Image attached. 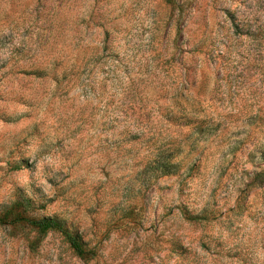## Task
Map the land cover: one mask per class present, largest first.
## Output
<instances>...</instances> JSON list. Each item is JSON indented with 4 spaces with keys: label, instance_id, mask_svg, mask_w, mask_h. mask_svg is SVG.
Masks as SVG:
<instances>
[{
    "label": "rangeland",
    "instance_id": "rangeland-1",
    "mask_svg": "<svg viewBox=\"0 0 264 264\" xmlns=\"http://www.w3.org/2000/svg\"><path fill=\"white\" fill-rule=\"evenodd\" d=\"M0 264H264V0H0Z\"/></svg>",
    "mask_w": 264,
    "mask_h": 264
},
{
    "label": "trees",
    "instance_id": "trees-1",
    "mask_svg": "<svg viewBox=\"0 0 264 264\" xmlns=\"http://www.w3.org/2000/svg\"><path fill=\"white\" fill-rule=\"evenodd\" d=\"M14 218L20 220L29 219L31 217H26L22 213H16ZM33 222L37 226L38 230L42 233H46L49 230H59L63 232L68 238L71 246L80 256H83L87 252L84 244L80 241V239L77 236L73 235L71 232H69L66 227H64V225L61 224L58 220L50 217H43L37 220H33Z\"/></svg>",
    "mask_w": 264,
    "mask_h": 264
}]
</instances>
